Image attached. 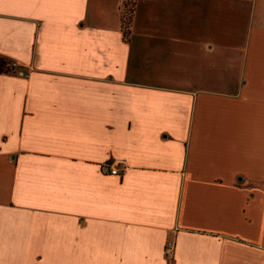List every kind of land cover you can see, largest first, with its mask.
I'll use <instances>...</instances> for the list:
<instances>
[{
    "label": "crops",
    "instance_id": "1",
    "mask_svg": "<svg viewBox=\"0 0 264 264\" xmlns=\"http://www.w3.org/2000/svg\"><path fill=\"white\" fill-rule=\"evenodd\" d=\"M120 4L0 0V264H264V0Z\"/></svg>",
    "mask_w": 264,
    "mask_h": 264
},
{
    "label": "rangeland",
    "instance_id": "2",
    "mask_svg": "<svg viewBox=\"0 0 264 264\" xmlns=\"http://www.w3.org/2000/svg\"><path fill=\"white\" fill-rule=\"evenodd\" d=\"M137 5H139L138 12L139 14H141V7H142L141 0H121L120 8H121V15L123 21L127 17H130V19H132L133 12L134 10H136L135 8H138ZM15 68L16 70L18 69L17 66H15Z\"/></svg>",
    "mask_w": 264,
    "mask_h": 264
},
{
    "label": "trees",
    "instance_id": "3",
    "mask_svg": "<svg viewBox=\"0 0 264 264\" xmlns=\"http://www.w3.org/2000/svg\"><path fill=\"white\" fill-rule=\"evenodd\" d=\"M129 23H130V17H127L123 21L124 34L128 32ZM15 66L16 65H14V62L10 58L0 55V73L14 72L16 70Z\"/></svg>",
    "mask_w": 264,
    "mask_h": 264
},
{
    "label": "built area",
    "instance_id": "4",
    "mask_svg": "<svg viewBox=\"0 0 264 264\" xmlns=\"http://www.w3.org/2000/svg\"><path fill=\"white\" fill-rule=\"evenodd\" d=\"M14 65H15V63H14ZM124 165V164H123ZM125 167V165L124 166H122V169ZM109 169H110V172L112 173V174H117L119 171H120V167L118 166V165H110V167H109ZM173 251H174V241L173 240H171V239H169V240H167V242H166V246H165V255L168 257V258H171L172 257V255H173Z\"/></svg>",
    "mask_w": 264,
    "mask_h": 264
}]
</instances>
